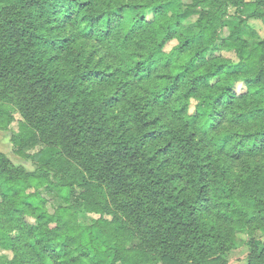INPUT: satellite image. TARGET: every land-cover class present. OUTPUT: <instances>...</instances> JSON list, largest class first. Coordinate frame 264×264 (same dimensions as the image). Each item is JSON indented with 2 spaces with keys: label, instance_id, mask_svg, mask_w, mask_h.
I'll return each mask as SVG.
<instances>
[{
  "label": "trees",
  "instance_id": "trees-1",
  "mask_svg": "<svg viewBox=\"0 0 264 264\" xmlns=\"http://www.w3.org/2000/svg\"><path fill=\"white\" fill-rule=\"evenodd\" d=\"M174 1L0 0V264H264V0Z\"/></svg>",
  "mask_w": 264,
  "mask_h": 264
},
{
  "label": "rangeland",
  "instance_id": "rangeland-1",
  "mask_svg": "<svg viewBox=\"0 0 264 264\" xmlns=\"http://www.w3.org/2000/svg\"><path fill=\"white\" fill-rule=\"evenodd\" d=\"M193 0H176L171 2L166 6V11L171 14L173 12L183 11L189 4H192ZM209 4L205 3L200 7V9H207ZM148 17H152L151 12H148ZM198 19V15H193L188 19L184 20V25L188 28H195L196 22ZM250 24L252 27L245 26L246 37L250 42L258 41L264 38V22L261 20H250ZM223 37H228L230 34V27H224L220 31ZM176 41L169 42L165 49L166 51H170L176 45ZM225 57L231 59L233 62L237 63L239 61L238 57L234 53V51H224L222 53ZM245 89L243 84H239L237 86L238 91H242ZM197 105L196 101H192L191 103V111H194ZM14 120L10 124L7 130H0V148L6 153L17 165H22L25 167L27 171H34L37 168L36 163L31 160L25 159L21 154L17 152L18 145L14 138L19 139L20 135V124L23 121L21 114L17 111L13 112ZM42 195L47 199V209L49 212L54 213V204H58L59 200L56 194L48 187H45L41 190ZM1 202V197H0ZM100 218L99 214H86L81 218V222L85 224H92L94 220ZM27 221L34 226H36V221L33 217H27ZM263 231L256 232L255 237L257 241H260L263 237ZM16 232L7 233L0 231V257L6 256L8 258H12L13 253L8 248L11 243V237L16 236ZM99 236V233L97 232ZM250 236L246 232H239L237 234V242L236 247L229 253L228 259L229 264H247L248 262V254L249 249L247 246V241Z\"/></svg>",
  "mask_w": 264,
  "mask_h": 264
}]
</instances>
